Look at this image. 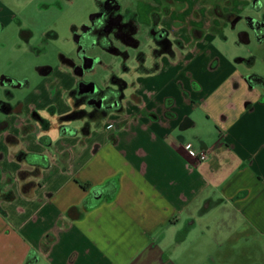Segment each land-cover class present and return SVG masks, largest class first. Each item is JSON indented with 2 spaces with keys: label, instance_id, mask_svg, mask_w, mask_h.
Masks as SVG:
<instances>
[{
  "label": "crops",
  "instance_id": "crops-1",
  "mask_svg": "<svg viewBox=\"0 0 264 264\" xmlns=\"http://www.w3.org/2000/svg\"><path fill=\"white\" fill-rule=\"evenodd\" d=\"M174 1L161 19L178 40L174 54L120 75L121 109L58 130L76 78L56 66L26 91L19 114L0 118V264H264V69L253 67L264 64V39L241 33L248 13L230 29L216 0ZM248 2L229 0L242 15ZM6 5L3 26L15 14ZM132 8L146 24L159 1ZM230 36L253 48L232 57L221 47ZM49 106L55 116L42 131L29 113ZM22 151L48 165L28 164ZM23 169L34 173L26 190Z\"/></svg>",
  "mask_w": 264,
  "mask_h": 264
},
{
  "label": "flooded vegetation",
  "instance_id": "flooded-vegetation-1",
  "mask_svg": "<svg viewBox=\"0 0 264 264\" xmlns=\"http://www.w3.org/2000/svg\"><path fill=\"white\" fill-rule=\"evenodd\" d=\"M134 1L127 0L126 4H121L117 0H94V8L87 19H83L81 23L71 27V39L76 46V55L73 58L60 55V63L57 66L69 70L76 78L73 87L68 91V96L73 102L71 110L82 111V116L79 119L84 121V126L90 121L104 119L112 110L121 109L123 90L127 84L120 76L122 73L131 70H154L157 66V59L162 55L172 56L173 48L178 45V40L171 37L169 31L161 25V19L170 16L177 2L158 0L159 8L151 10L148 22L141 24L137 20V12L132 8ZM203 3L208 4V1L203 0ZM181 4L180 9L187 7L186 2ZM222 5L226 7V10L222 9ZM230 7L229 0H223V3L215 1L211 9L215 10L218 18L225 22L228 28L234 29L245 14L242 15ZM260 7L259 0H249L244 12L253 10L258 13ZM243 21L245 26L244 31L241 32L243 35L247 30L252 29L259 40L264 39L263 16H254L248 13ZM12 23L16 24V28H18V39L22 42H29L32 33L27 28L22 29V22L15 14L12 17ZM3 28L4 26L0 22V31ZM47 36L56 37V34L51 31ZM94 48L99 50L98 53H90V50ZM103 55L111 58V64L107 66L106 74L108 76L103 84L98 86L94 80L87 76L94 74L97 65H103ZM133 57L134 62L131 60ZM146 59L150 62L148 67L143 66ZM130 62L133 63V68H131L132 63ZM35 70L41 78L49 75L54 67L38 65ZM0 85L6 96V100H0V110L5 115L20 113L21 99H15L14 89L27 88L30 91L35 86L27 78H16L7 74L0 76ZM115 89H119V91ZM8 106L11 108L10 112H6ZM63 115L64 113L56 117L60 131L63 129L61 124L73 121L64 120ZM54 116L55 110L50 106L45 110L44 115L37 109H31L29 113V117L37 122L42 131L49 129L50 117ZM4 128V130L8 128L7 122ZM26 129L27 127L22 128V130ZM8 136L13 137L12 134L7 133L6 140ZM23 170L30 172L31 177L34 176L32 170Z\"/></svg>",
  "mask_w": 264,
  "mask_h": 264
},
{
  "label": "rangeland",
  "instance_id": "rangeland-1",
  "mask_svg": "<svg viewBox=\"0 0 264 264\" xmlns=\"http://www.w3.org/2000/svg\"><path fill=\"white\" fill-rule=\"evenodd\" d=\"M0 2L6 3V6L9 5L16 17L21 20L22 29L27 28L32 33L29 42H22L18 39L16 24L10 22L4 25L0 31V76L7 74L16 78H27L33 85L40 79L35 70L36 66L48 65L55 68L60 63V55L72 58L76 55V46L71 39V27L87 19L94 8V0H0ZM117 2L125 4L127 0H117ZM259 2L261 7L258 13L251 10L244 14L261 15L264 18V0ZM240 27L245 26L240 23L238 28ZM51 31L55 32L56 37L47 36ZM231 39L230 36L226 44L224 42L221 47L225 51H234L230 53L232 57L237 56L235 53H243L244 46L253 48V41L247 45H234L230 43ZM98 51L94 48L90 50V53H98ZM102 64L96 66L94 74L87 76L98 86H101L106 79V70L108 64H111V58L103 55ZM253 67L260 71L264 69V64L261 60V63ZM27 90V88L14 89L15 99H22ZM0 100H6L1 85ZM4 117V112L0 110V118Z\"/></svg>",
  "mask_w": 264,
  "mask_h": 264
},
{
  "label": "trees",
  "instance_id": "trees-1",
  "mask_svg": "<svg viewBox=\"0 0 264 264\" xmlns=\"http://www.w3.org/2000/svg\"><path fill=\"white\" fill-rule=\"evenodd\" d=\"M117 91H119V89H115ZM11 108L10 106H8L6 108V112H10ZM82 116V111L81 110H71L68 113L63 115V119L64 120H75V119H79ZM6 125V121H0V131L4 130ZM47 137L46 136H41L40 140L41 141H45ZM13 140H15V137H7V141L8 142H12ZM45 143H47L45 141ZM21 158L27 162L28 164L35 166L37 168H44L48 165V159L46 156H44L43 154H39V153H35V152H21ZM18 177L20 181H23L22 183V188L23 190H26L27 187L29 185H33L35 182L33 180H27L31 177V173L25 170H20L18 173ZM83 187H85L86 185H82ZM68 213V211H67ZM33 260L32 258L28 257L25 261L24 264H32Z\"/></svg>",
  "mask_w": 264,
  "mask_h": 264
},
{
  "label": "built area",
  "instance_id": "built-area-1",
  "mask_svg": "<svg viewBox=\"0 0 264 264\" xmlns=\"http://www.w3.org/2000/svg\"><path fill=\"white\" fill-rule=\"evenodd\" d=\"M188 149H189V152H194V150L191 147H189ZM195 157H196L197 160L203 161V160H205L207 158V152L202 150L199 153H197L195 155Z\"/></svg>",
  "mask_w": 264,
  "mask_h": 264
},
{
  "label": "water",
  "instance_id": "water-1",
  "mask_svg": "<svg viewBox=\"0 0 264 264\" xmlns=\"http://www.w3.org/2000/svg\"><path fill=\"white\" fill-rule=\"evenodd\" d=\"M249 78V76H247V79Z\"/></svg>",
  "mask_w": 264,
  "mask_h": 264
}]
</instances>
